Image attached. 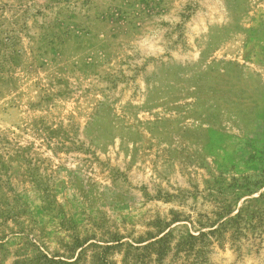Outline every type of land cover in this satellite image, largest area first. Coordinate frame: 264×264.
Listing matches in <instances>:
<instances>
[{
    "label": "rangeland",
    "instance_id": "rangeland-1",
    "mask_svg": "<svg viewBox=\"0 0 264 264\" xmlns=\"http://www.w3.org/2000/svg\"><path fill=\"white\" fill-rule=\"evenodd\" d=\"M202 257L264 264V0H0V264Z\"/></svg>",
    "mask_w": 264,
    "mask_h": 264
},
{
    "label": "trees",
    "instance_id": "trees-1",
    "mask_svg": "<svg viewBox=\"0 0 264 264\" xmlns=\"http://www.w3.org/2000/svg\"><path fill=\"white\" fill-rule=\"evenodd\" d=\"M236 218H240V214L239 213H237L236 215ZM234 219V218H232L231 220L232 221H237V219ZM205 233L203 232V231H199L198 232V234H190V239L191 240H188V244H190L189 246L190 247H193V245H195L196 246V242L197 243H200V244H198L199 245V247H200V250H199V252H200V254H203V252H205V244H206V241H205ZM163 237L164 236H161L159 239H157V243L158 242H161V241H163L164 239H163ZM162 251L163 250H161V251H159L158 252V254L160 255L161 253H162ZM206 263V259H205V257H202V259L200 260V262L198 263V264H205Z\"/></svg>",
    "mask_w": 264,
    "mask_h": 264
}]
</instances>
